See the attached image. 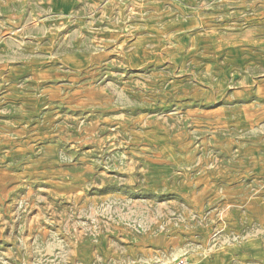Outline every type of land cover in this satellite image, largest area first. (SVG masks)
Here are the masks:
<instances>
[{
    "label": "rangeland",
    "instance_id": "rangeland-1",
    "mask_svg": "<svg viewBox=\"0 0 264 264\" xmlns=\"http://www.w3.org/2000/svg\"><path fill=\"white\" fill-rule=\"evenodd\" d=\"M252 238L264 0H0V264H190Z\"/></svg>",
    "mask_w": 264,
    "mask_h": 264
},
{
    "label": "crops",
    "instance_id": "crops-1",
    "mask_svg": "<svg viewBox=\"0 0 264 264\" xmlns=\"http://www.w3.org/2000/svg\"><path fill=\"white\" fill-rule=\"evenodd\" d=\"M158 238V237H157ZM157 238L154 240L157 242ZM245 244L238 249L235 246H224L218 248L210 258L197 256V263L190 264H264V239L252 238L245 241ZM90 250L89 245L79 247L76 252L84 256Z\"/></svg>",
    "mask_w": 264,
    "mask_h": 264
},
{
    "label": "built area",
    "instance_id": "built-area-1",
    "mask_svg": "<svg viewBox=\"0 0 264 264\" xmlns=\"http://www.w3.org/2000/svg\"><path fill=\"white\" fill-rule=\"evenodd\" d=\"M173 264H188V263L185 259H179V260L175 261Z\"/></svg>",
    "mask_w": 264,
    "mask_h": 264
}]
</instances>
